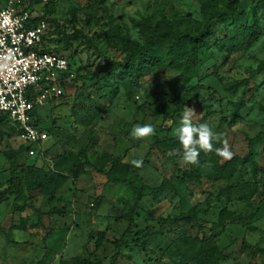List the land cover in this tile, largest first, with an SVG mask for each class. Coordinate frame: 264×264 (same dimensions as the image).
Returning a JSON list of instances; mask_svg holds the SVG:
<instances>
[{
	"label": "rangeland",
	"instance_id": "rangeland-1",
	"mask_svg": "<svg viewBox=\"0 0 264 264\" xmlns=\"http://www.w3.org/2000/svg\"><path fill=\"white\" fill-rule=\"evenodd\" d=\"M216 2L221 6L220 0ZM25 4L32 18L48 6L52 22L44 23L52 34L50 43L67 58L68 75L62 95L38 107L40 125L48 133L44 154L33 157L21 152L17 176L27 165L51 166L64 153L78 157L85 150L94 161L106 152L128 164L143 160L136 175L127 174L143 191L131 215L130 232L124 236L129 226L124 215L135 193L109 183L96 171L75 179L68 176L51 197L8 196L0 203V264H74L75 258L82 264L169 263L175 259L174 240L180 234L201 236V231L193 223L162 226V222L195 204L206 209L197 214L205 229L217 221L221 209L232 214L225 228L215 232L222 252L218 264H264V72L258 70L251 80L238 117L231 114L243 87L234 93L225 89L226 84L247 78L264 60V5L256 8L253 0H240V13L213 21L206 42L209 49L198 51V73L182 83L180 69L165 58L149 71L133 75L119 66L107 71L104 67L123 63L125 39L146 44L150 33L143 22L157 32L199 35L213 0H25ZM248 27H254L257 35L247 43L242 33ZM218 40L222 46L215 44ZM156 102L168 112H179L163 122ZM185 107L198 115L193 124L206 123L215 133L221 131V147L227 141L233 157L243 158L251 149L261 168L255 179L247 164L229 180L214 172L212 164L199 167V182L182 177L192 165L183 162L174 133ZM144 124L153 126L155 133L132 138V129ZM154 137L178 148L163 151L153 145ZM21 144L11 120L0 122V190L10 178L2 153ZM201 154L211 163L225 162L213 152ZM251 192V199L244 200ZM120 238L123 242L117 245Z\"/></svg>",
	"mask_w": 264,
	"mask_h": 264
},
{
	"label": "trees",
	"instance_id": "trees-1",
	"mask_svg": "<svg viewBox=\"0 0 264 264\" xmlns=\"http://www.w3.org/2000/svg\"><path fill=\"white\" fill-rule=\"evenodd\" d=\"M217 0H213L211 5V10L209 11L208 16L205 19L203 30L201 33L194 37L188 36H175L170 31L166 30L163 32H157L152 29L146 22L143 24L147 27L150 36L145 45H141L137 42L129 41V39L124 40V46L122 51L124 53L123 63L117 64L114 62H109L104 70H109L111 67L119 66L126 70L129 74L134 73H143L150 70L151 67L158 65L162 62V59H166L167 63L173 65L174 67L180 69V74L178 79L182 83H187L192 78H194L199 70L198 63V51L202 48L208 50L207 38L210 35V27L213 21H223L229 16L240 13V0H220L221 6H218ZM2 0H0V3ZM255 7H261L264 5V0H253ZM255 13V11H254ZM50 11L48 6L45 8V12L32 18L29 24H37L39 22H52L49 18ZM55 29V28H54ZM56 30V29H55ZM76 33H79L78 31ZM52 34L47 33L46 41V50L52 49L56 52L62 54L56 46L50 43ZM235 35V34H234ZM257 32L255 28L248 27L243 30L242 39L247 43L255 38ZM67 39L71 38V35H64ZM69 43H67L68 45ZM217 46H222L223 41L218 40L215 42ZM92 45V44H90ZM51 46V47H50ZM258 70L264 72V60L261 61L256 68V70H251L250 75L242 80L229 83L225 85V89L231 93H234L240 86L243 87L242 98L233 104L232 117H238L239 112L245 107L243 97L245 91L250 88L251 80L255 77V74ZM67 75H63L60 85L63 87L67 81ZM191 100V99H190ZM189 100V101H190ZM156 107L162 113L163 122L168 121L173 118V116L179 112V109L168 112L166 111L161 104L156 102ZM34 116L33 123L36 127L44 130L40 125V117L38 115V108L32 111ZM9 119L6 116H0V122H6ZM223 121V119H222ZM233 121V120H231ZM12 122V121H11ZM13 126H17L12 122ZM18 131V129H17ZM19 132V131H18ZM220 136V142H214V151L215 148H221V131L218 129L216 131ZM48 136V133H47ZM263 141H264V131L262 132ZM48 138V137H47ZM47 139L44 141L46 142ZM42 144V149L37 151L33 157L42 156L45 152L44 143ZM154 146H159L163 151L170 149H177L178 147L174 142L166 144L165 142L154 137ZM23 142L18 148H10L7 152L2 153L5 161L9 166L10 178L9 183L6 188L0 190V203L5 201L8 196L14 194H26L28 199L33 198L36 195H47L53 196L56 191L62 186L63 182L67 179L68 176L75 179L80 175L85 174L88 170L96 171L99 174H102L106 177V180L109 183H119L124 186L129 187L135 193V200L132 206L129 208L128 214L124 215L128 221V228L122 234L124 236L126 233H129V227L132 225L133 220L132 216L135 214L138 209V202L142 197V187H136L129 179L127 174L129 172L136 175L138 168L133 167L132 164L123 162L119 157L112 156L106 152H102L94 161H90L87 152L82 150L79 152L78 157H70L68 154H61L60 156L55 157L52 160L51 166L42 165L37 166L35 164L27 165L22 171V176L19 177L16 174V160L21 152L27 155V149ZM149 155V152L147 156ZM29 156V155H27ZM181 158V157H180ZM198 163L192 165L190 170L182 171V177L191 182H199V175L197 174L198 169L201 165H210L212 164V169L216 173H220L223 178L229 180L234 173L238 171L239 166L247 164L250 167L251 176L253 179L256 178V175L261 171L256 160L252 157L251 149L246 156L240 158L238 156L232 157V159L225 161L223 164L211 163L209 158H205L200 153L198 157ZM107 167V170L104 169ZM227 193L231 191V187H226ZM253 192L249 193L244 200L251 199ZM97 201V200H96ZM38 215L39 212H37ZM198 213H206V209H201L199 204H195L186 212L177 214L172 218H166L162 222V226L166 223L174 224L177 222H186L193 223L200 231L201 236H190L186 234H180L173 242L171 247L174 251L175 259L169 263L165 264H218L222 259V252L218 248V238L215 236V232L218 230H223L226 224L232 220V214L229 210L223 208L218 213V218L216 222H212L209 228H206L201 224L202 220L198 218ZM209 231L210 234H206L205 231ZM117 245H121L123 240L122 238L115 241ZM74 264H82L81 260L75 258Z\"/></svg>",
	"mask_w": 264,
	"mask_h": 264
},
{
	"label": "built area",
	"instance_id": "built-area-1",
	"mask_svg": "<svg viewBox=\"0 0 264 264\" xmlns=\"http://www.w3.org/2000/svg\"><path fill=\"white\" fill-rule=\"evenodd\" d=\"M31 19L25 0L0 3V116L16 124L27 155L34 156L47 132L34 125L32 111L62 95L68 61L46 50L47 25Z\"/></svg>",
	"mask_w": 264,
	"mask_h": 264
},
{
	"label": "clouds",
	"instance_id": "clouds-1",
	"mask_svg": "<svg viewBox=\"0 0 264 264\" xmlns=\"http://www.w3.org/2000/svg\"><path fill=\"white\" fill-rule=\"evenodd\" d=\"M198 116L195 110L185 107V111L180 120V127L175 130L178 144L182 151V160L185 164H197L201 152L211 153L214 151V142H220L219 134L215 133L212 127L206 123L193 124L192 118ZM155 133L153 126L149 124L135 126L130 135L134 139H143L152 136ZM215 154L227 161L232 159L233 153L230 150L227 141H223L221 148H215ZM133 167L143 166V160H132Z\"/></svg>",
	"mask_w": 264,
	"mask_h": 264
}]
</instances>
